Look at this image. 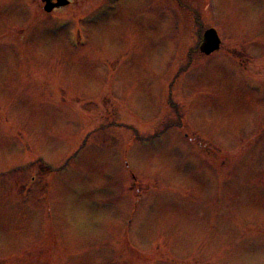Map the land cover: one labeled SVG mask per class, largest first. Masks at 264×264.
<instances>
[{"label":"rangeland","instance_id":"374dc122","mask_svg":"<svg viewBox=\"0 0 264 264\" xmlns=\"http://www.w3.org/2000/svg\"><path fill=\"white\" fill-rule=\"evenodd\" d=\"M71 1L47 21L40 0H0V264H103L98 239L115 229L124 243L113 196L133 179L145 187L128 231L136 264H264V0ZM74 22L86 43L71 52ZM195 27L223 39L208 62ZM21 47L26 78L7 61ZM54 91L69 104L53 106ZM177 123L204 146L181 142ZM33 177L38 191L47 179L43 245L16 201Z\"/></svg>","mask_w":264,"mask_h":264},{"label":"water","instance_id":"95a60500","mask_svg":"<svg viewBox=\"0 0 264 264\" xmlns=\"http://www.w3.org/2000/svg\"><path fill=\"white\" fill-rule=\"evenodd\" d=\"M52 0H43V2L46 4L45 10L47 12H49L51 9L55 8V7H62L67 5V1L66 0H55L56 3L51 5ZM48 5V6H47ZM219 46V40L215 34V32L213 30H210L208 32L205 33L204 37H203V41L202 44L200 46V51L205 53V54H209L213 51H215Z\"/></svg>","mask_w":264,"mask_h":264}]
</instances>
